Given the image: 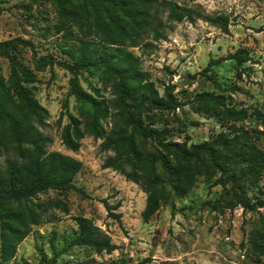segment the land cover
<instances>
[{
  "label": "trees",
  "instance_id": "obj_1",
  "mask_svg": "<svg viewBox=\"0 0 264 264\" xmlns=\"http://www.w3.org/2000/svg\"><path fill=\"white\" fill-rule=\"evenodd\" d=\"M43 1L52 5L57 15L62 30L58 49L65 58L32 56L30 69L19 57L22 49L33 54L29 41L18 37L0 41V58L7 62L8 68L6 77L0 75V264L13 259L17 245L49 210L66 211L59 199L41 202L38 195L48 191L59 197L69 191L80 193L72 183L80 163L47 150L50 139L43 133L47 112L30 90L36 81L35 73L53 65L70 74L68 94L76 111V116L66 113L68 121L60 131L61 144L76 152L84 135L101 140L99 149L111 152L101 168L120 173L145 195L140 212L142 221H147L169 198L188 193L198 177L213 178V185L220 188V210L239 208L248 213L264 210V151L258 146L261 132L243 126L249 115L264 125L261 113L235 108L223 94L201 92L192 97V108L207 113L227 131L198 143L172 139L166 116L179 107L171 93L172 86L164 87L158 94L140 69L139 58L127 50L148 32L154 39L161 38L154 24L155 0ZM166 8L172 21L191 22L194 17L227 32V21L222 16L202 15L172 3ZM223 61H232L240 68L250 58L245 49H236L223 58L209 60L200 75L215 83L213 74L207 72ZM89 79H94V84ZM227 90L233 92L235 88ZM103 122L109 124L107 131ZM101 203L107 215L117 221L119 215L110 213L117 206ZM73 222L75 230L60 249H55L54 237L50 238L49 260L37 250V264H55L59 254L74 247L95 255H109L117 249L89 219L75 217ZM253 248L260 251L256 243ZM74 264H129V261L117 258L97 262L86 258Z\"/></svg>",
  "mask_w": 264,
  "mask_h": 264
},
{
  "label": "rangeland",
  "instance_id": "obj_2",
  "mask_svg": "<svg viewBox=\"0 0 264 264\" xmlns=\"http://www.w3.org/2000/svg\"><path fill=\"white\" fill-rule=\"evenodd\" d=\"M169 3L202 15L222 16L227 21V32L194 17L191 22L172 21L167 17ZM153 4L154 24L161 38L154 39L148 32L127 50L139 58L140 69L158 94L172 86L171 93L179 104L166 116L172 139L198 143L227 131L207 113L192 108V97L201 92L223 94L229 105L248 112L257 110L264 118V0H155ZM61 35L57 15L48 2L0 0V41L17 37L29 41L33 54L22 49L19 57L30 69L32 56L65 58L58 49ZM239 48L245 49L250 58L242 67L236 68L232 61L212 66L207 74H213L216 84L200 75L209 60L223 58ZM7 72V62L0 58V75L6 77ZM35 76L30 90L47 112L43 129L50 139L47 150L80 163L72 178L80 193L69 191L59 197L48 191L38 195L41 202L59 199L66 211L49 210L17 245L13 259L3 264H37L38 249L49 260L50 238L54 237L55 249H60L75 230V217L89 219L117 249L109 255H95L74 247L59 254L55 264H74L86 258L97 262L125 258L129 264H264V210H220L221 191L213 185V178L198 177L188 193L169 198L147 221H142L145 195L120 173L101 168L106 157L111 156V152L99 149L101 140L84 135L76 152L65 149L60 142L61 128L68 121L66 113L76 116L73 98L68 94L70 74L53 65ZM80 85L86 90L83 82ZM229 87L235 90L229 92ZM248 118L243 126L261 132L258 146L264 151V125L255 116ZM102 125L107 131L109 124ZM101 201L109 207L117 206L110 212L119 215L117 221L107 215ZM254 243L259 245V252L253 248Z\"/></svg>",
  "mask_w": 264,
  "mask_h": 264
},
{
  "label": "water",
  "instance_id": "obj_3",
  "mask_svg": "<svg viewBox=\"0 0 264 264\" xmlns=\"http://www.w3.org/2000/svg\"><path fill=\"white\" fill-rule=\"evenodd\" d=\"M247 122H248V123L250 122V118L247 119Z\"/></svg>",
  "mask_w": 264,
  "mask_h": 264
}]
</instances>
